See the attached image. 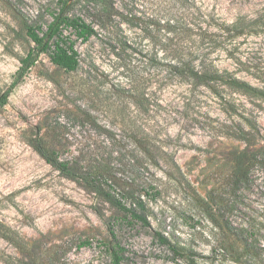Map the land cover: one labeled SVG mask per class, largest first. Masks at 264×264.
I'll use <instances>...</instances> for the list:
<instances>
[{
    "label": "rangeland",
    "instance_id": "obj_1",
    "mask_svg": "<svg viewBox=\"0 0 264 264\" xmlns=\"http://www.w3.org/2000/svg\"><path fill=\"white\" fill-rule=\"evenodd\" d=\"M108 1L93 9L81 0L74 9L89 21L109 19L99 36H73L77 70L44 53L0 108V264H112L101 240L123 247L124 264H238L216 243L231 224L264 225V163L246 184L233 177L235 154L264 146V95L229 81L264 92V0H196L205 20L202 35L192 34L200 52L186 49L185 59L216 70L212 86L171 76L174 49L188 36L165 26L175 0ZM58 2L0 0V91L33 45L21 21L46 30ZM248 121L260 129L256 145L232 135L240 126L253 132ZM136 125L152 137L145 150L132 136ZM37 140L105 174L117 192L138 189L149 223L64 176L37 152ZM157 232L190 258L175 256ZM85 238L93 245L79 248Z\"/></svg>",
    "mask_w": 264,
    "mask_h": 264
},
{
    "label": "trees",
    "instance_id": "obj_2",
    "mask_svg": "<svg viewBox=\"0 0 264 264\" xmlns=\"http://www.w3.org/2000/svg\"><path fill=\"white\" fill-rule=\"evenodd\" d=\"M81 0H59L58 5L51 11V21L47 24V29L44 30L41 25L31 23L27 19H23L22 29L29 36L33 45L28 50L27 54L21 58L20 66L14 75L12 83L4 90L0 91V108L3 107L9 100V97L16 86L22 81L25 75L37 63L42 54H48L51 61L58 67L66 71H75L79 68L80 58L79 51L76 49V39L88 41L95 36H99L100 30L108 27L109 19L100 17L97 21H89L82 15L74 12L76 5ZM93 5L89 7L96 9V5H108V0H89ZM178 3V8L169 18L165 26L168 31H175L177 35L186 34V39H181L172 58L177 61L169 63L171 76L179 81L191 83L194 86L211 85L214 78L213 73L216 70L201 68L192 59H185L187 55L186 49L190 50L191 54L199 53L200 47L197 40L193 39L194 32L202 35L203 15L201 8L196 4V0H175ZM96 11V10H95ZM100 13L99 10L96 11ZM179 14H175V13ZM175 14V15H174ZM175 16V17H174ZM97 22V23H96ZM227 27H221V29ZM69 30L70 33H66ZM76 36V39L73 38ZM125 44V42H123ZM157 61L156 56L149 54V62ZM151 78V76H149ZM233 86H236L242 93L260 97L264 95L261 88L252 85L246 81L233 79L229 81ZM149 97V105H150ZM253 132L246 130L240 126L237 131H233L232 135L248 145H256L258 142L257 134L260 129L256 123H252ZM137 126V125H136ZM138 132L134 136V140L140 147L145 150L152 137L140 125L137 126ZM142 132V133H139ZM109 133V132H108ZM114 134L113 132L109 133ZM152 144V142H151ZM37 152L55 169L59 170L64 176L82 183L85 187L103 196L107 201L112 203L119 211L131 217L133 220L148 224L149 220L145 214L146 201L139 193L138 189L129 187L123 191L112 189L113 186L109 183V177L102 173L95 174L84 167H76L70 160L61 159L56 149L49 148L40 140L33 144ZM256 162L264 163V146L260 149L249 150V153L244 151L237 153L234 156L235 169L233 172L235 185L246 184L250 181L251 171ZM112 229V227H111ZM223 235L217 241L216 247L219 251H223L227 256L238 264H264V225L257 227L254 225H234L231 224L223 230ZM11 230L5 231V236L12 240L14 236L10 234ZM114 234V230L111 231ZM157 237L160 242L166 244L175 256L190 258L187 249L184 246L173 243L164 234L157 232ZM14 240V239H13ZM16 245L22 250V243L17 240ZM99 244H104L111 257L112 264H124V249L115 244L108 246L103 240ZM93 241L90 238H85L78 243V247L92 246ZM192 252V251H191ZM174 260L176 258L173 257Z\"/></svg>",
    "mask_w": 264,
    "mask_h": 264
}]
</instances>
